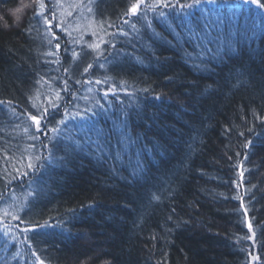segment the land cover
I'll list each match as a JSON object with an SVG mask.
<instances>
[{
    "label": "trees",
    "instance_id": "1",
    "mask_svg": "<svg viewBox=\"0 0 264 264\" xmlns=\"http://www.w3.org/2000/svg\"><path fill=\"white\" fill-rule=\"evenodd\" d=\"M140 1L0 0V264H264V7Z\"/></svg>",
    "mask_w": 264,
    "mask_h": 264
},
{
    "label": "snow or ice",
    "instance_id": "2",
    "mask_svg": "<svg viewBox=\"0 0 264 264\" xmlns=\"http://www.w3.org/2000/svg\"><path fill=\"white\" fill-rule=\"evenodd\" d=\"M37 2L39 3V6L40 8H43L44 7V4L42 2H40V0H37ZM159 2V0H158ZM200 2V0H194V3L193 4H182L180 5L181 9L183 8H187V7H193L195 4H198ZM209 2H214V0H209ZM246 3H252V4H257L258 7H264V4L260 3V0H245ZM163 6L165 7H169V6H174V5H168V4H164ZM133 12H135L136 10V6L134 5L133 8L131 9ZM20 9H16V12H19ZM15 15V12L13 13ZM17 20L20 19L19 16L16 17ZM47 23V21H45ZM57 47H59V45H57ZM98 47V45H97ZM74 56L76 55L75 53L73 54ZM89 67H91V65H89ZM87 71V69H86ZM32 121L37 125V131H39V124H40V121L39 119L36 117V116H32L31 117ZM58 123L62 124L63 123V120L59 121ZM51 131L53 132H56V133H59L61 130L59 128H53L51 129ZM37 160L40 159V157H36ZM28 167L29 168H32L34 167L33 163H29L28 164Z\"/></svg>",
    "mask_w": 264,
    "mask_h": 264
},
{
    "label": "rangeland",
    "instance_id": "3",
    "mask_svg": "<svg viewBox=\"0 0 264 264\" xmlns=\"http://www.w3.org/2000/svg\"><path fill=\"white\" fill-rule=\"evenodd\" d=\"M244 1H245V0H244ZM143 2H144V0H141V1H140V4H138V5L143 4ZM64 11H66L65 8H63L62 6L59 7V9H58V13H59V15H61V17H63V16L65 15ZM83 24H84V23L82 22L81 25H83Z\"/></svg>",
    "mask_w": 264,
    "mask_h": 264
}]
</instances>
